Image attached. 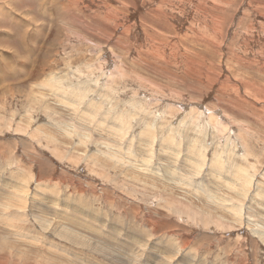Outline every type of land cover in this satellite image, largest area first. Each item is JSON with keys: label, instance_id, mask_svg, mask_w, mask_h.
<instances>
[{"label": "rangeland", "instance_id": "obj_1", "mask_svg": "<svg viewBox=\"0 0 264 264\" xmlns=\"http://www.w3.org/2000/svg\"><path fill=\"white\" fill-rule=\"evenodd\" d=\"M0 61V264H264V0H0Z\"/></svg>", "mask_w": 264, "mask_h": 264}, {"label": "bare ground", "instance_id": "obj_2", "mask_svg": "<svg viewBox=\"0 0 264 264\" xmlns=\"http://www.w3.org/2000/svg\"><path fill=\"white\" fill-rule=\"evenodd\" d=\"M21 40H22V38H21ZM22 43L24 44V42L22 41ZM25 48V47H24ZM13 60V59H12ZM13 62V61H12ZM0 64H1V61H0ZM4 65H5V63H4ZM4 65H0L1 67H3ZM11 68V67H10ZM4 69V68H3ZM5 69H7L8 71H9V69L7 68V67H5ZM5 69H4V71H5ZM7 71V72H8Z\"/></svg>", "mask_w": 264, "mask_h": 264}]
</instances>
